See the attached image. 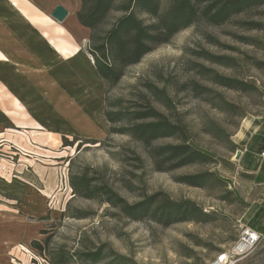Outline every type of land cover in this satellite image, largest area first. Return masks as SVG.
I'll return each mask as SVG.
<instances>
[{
	"label": "rangeland",
	"instance_id": "rangeland-1",
	"mask_svg": "<svg viewBox=\"0 0 264 264\" xmlns=\"http://www.w3.org/2000/svg\"><path fill=\"white\" fill-rule=\"evenodd\" d=\"M58 4L68 11L64 28L73 19L77 22L79 0L70 6L67 0H40L35 26L14 8L13 30L51 28L50 21H57L50 13ZM13 5L18 9V3ZM76 34L74 49L59 51L68 60L55 55L47 73L30 71L21 78L29 98L43 106L45 128L56 135H47L40 177L25 156L38 158L37 148L27 146L25 138L17 139L25 143L23 150H0V174L14 182L11 192H0V215L25 228L23 237L4 253L0 250V264H208L236 239L241 224L252 222L250 203L230 177L237 150L264 119V5L220 25L199 21L179 31L129 66L108 91V98L118 102L111 110L132 112L145 109V83L165 87L168 107L153 99L151 104L181 124L189 142L211 157L179 167L165 163L161 170H155L138 141L109 134L103 114L107 85L92 67L89 30L81 28ZM215 76L235 79L242 88L223 87ZM180 142L166 138L152 146ZM7 151L15 153L14 159L6 157ZM84 174L95 179L92 183L107 184L130 205L149 199L154 209L190 202L202 214L194 212L190 219L169 225L148 216L130 219L106 202L74 195L70 177ZM200 174V186L181 180Z\"/></svg>",
	"mask_w": 264,
	"mask_h": 264
},
{
	"label": "trees",
	"instance_id": "trees-1",
	"mask_svg": "<svg viewBox=\"0 0 264 264\" xmlns=\"http://www.w3.org/2000/svg\"><path fill=\"white\" fill-rule=\"evenodd\" d=\"M76 20L88 28V53L97 76L107 85L104 95V117L109 123V134H122L138 141L155 170L165 163L179 167L194 162L210 160L196 149L185 135L179 123L171 122L158 111L151 99L168 107L169 97L165 87L144 84L145 109L124 111L112 109L118 102L108 98V91L119 83L126 69L138 63L156 47L166 44L179 31L203 21L220 25L231 16L254 6L264 5V0H79ZM114 13L119 15L112 17ZM218 60V59H215ZM217 62V61H213ZM216 83L231 89L242 85L235 79L215 76ZM121 101V100H120ZM120 104V103H119ZM174 138L176 144L152 146L159 139ZM64 141V140H63ZM65 143V142H64ZM72 145V143H66ZM86 174L71 176L70 186L74 195L106 202L117 207L126 217L139 220L148 216L158 223L169 225L190 219L191 214L201 211L190 202L163 204L151 209L153 201H141L130 205L119 197L107 184L92 183ZM182 182L200 186L204 175L182 177Z\"/></svg>",
	"mask_w": 264,
	"mask_h": 264
},
{
	"label": "crops",
	"instance_id": "crops-1",
	"mask_svg": "<svg viewBox=\"0 0 264 264\" xmlns=\"http://www.w3.org/2000/svg\"><path fill=\"white\" fill-rule=\"evenodd\" d=\"M67 1L70 6L73 0ZM15 2L20 6L18 9L13 5ZM39 3L40 0H0V57H3L0 58V150L22 149L25 143L20 144L17 139L25 138L27 146L31 144L33 150L37 148L35 152L38 158L32 159L30 155H25L28 164L38 168L37 174L41 171L40 162H43L40 156H46L43 152L49 146L46 143L47 135L56 134H54L55 130L45 128L40 113L43 106L39 105V99L29 98V92L25 88L26 81H21V78L30 71L47 73L51 68L52 58L55 55L60 56L61 49L66 51L69 48L74 49L73 45L78 41L76 32L81 28L88 29L79 25L74 19L70 27L64 28L61 24L67 22L69 17L67 16L62 22L51 20L49 23L51 28L36 26L39 32L14 31V8L22 18L26 20L29 18L35 26L39 22L37 20L39 9L36 6ZM5 24L11 28L7 26L9 30H3ZM82 32L84 33L83 30ZM61 59L68 60L62 57ZM19 71H21L20 75H18ZM48 138L55 143L60 141L58 138L53 140ZM239 150L241 153L233 162L230 178L234 186L242 189L244 199L250 203L247 207V211H250L248 221H252L250 227L263 234V240L255 252L243 259L241 264H264V206L261 204L264 195V155H262L264 154V119L247 133L246 140ZM8 153L6 157L14 159L15 153ZM6 162H11L12 166H19L9 159ZM38 176L40 177V174ZM12 182L13 179L0 174V192H11L10 189L14 184ZM24 229L23 223L15 225L13 218H1L0 215V250L4 253L8 246L13 245L15 239L23 237Z\"/></svg>",
	"mask_w": 264,
	"mask_h": 264
},
{
	"label": "built area",
	"instance_id": "built-area-1",
	"mask_svg": "<svg viewBox=\"0 0 264 264\" xmlns=\"http://www.w3.org/2000/svg\"><path fill=\"white\" fill-rule=\"evenodd\" d=\"M262 155L264 154L262 153ZM261 204L264 206V195ZM262 240L263 234L249 225L241 224L236 239L208 264H241L243 259L255 252Z\"/></svg>",
	"mask_w": 264,
	"mask_h": 264
},
{
	"label": "water",
	"instance_id": "water-1",
	"mask_svg": "<svg viewBox=\"0 0 264 264\" xmlns=\"http://www.w3.org/2000/svg\"><path fill=\"white\" fill-rule=\"evenodd\" d=\"M68 14V11L61 4L56 5L50 13V16L54 18L57 22H62ZM240 150H237L236 157H239Z\"/></svg>",
	"mask_w": 264,
	"mask_h": 264
},
{
	"label": "bare ground",
	"instance_id": "bare-ground-1",
	"mask_svg": "<svg viewBox=\"0 0 264 264\" xmlns=\"http://www.w3.org/2000/svg\"><path fill=\"white\" fill-rule=\"evenodd\" d=\"M248 123V122H247Z\"/></svg>",
	"mask_w": 264,
	"mask_h": 264
}]
</instances>
